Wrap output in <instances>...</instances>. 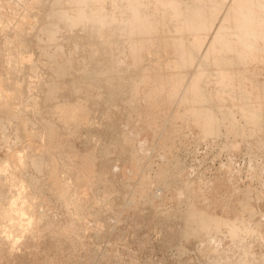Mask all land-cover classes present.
Wrapping results in <instances>:
<instances>
[{
	"label": "bare ground",
	"instance_id": "6f19581e",
	"mask_svg": "<svg viewBox=\"0 0 264 264\" xmlns=\"http://www.w3.org/2000/svg\"><path fill=\"white\" fill-rule=\"evenodd\" d=\"M227 1L0 0V117L24 116L27 114L24 111L31 112L34 117L39 114L36 116L37 126L32 129L37 128L43 140L41 143L38 138L40 148L37 143L32 148L29 141L26 142L28 147L23 145L26 150L14 155L15 166L9 168L8 157L3 164L0 163V264H8L9 258L15 257L13 253L22 236L27 234L30 244V238H34L39 230L37 225L41 219L34 214L35 201L31 200L24 185L35 192L40 185L38 176L46 172V183L43 177L42 181L48 183L52 192L60 194L65 186L71 187L59 179L53 157L55 153L49 155V146L61 131L60 125H55L58 121L63 131L64 127L76 130L79 124L85 123L88 114L91 116L88 111L102 112L123 102L122 108L145 107L146 110L163 111L161 118L153 120L150 117L147 123L165 124L160 132L165 139L186 128L190 136L207 141L219 131L212 114L213 109L218 110L215 102L229 101L248 108L240 120L257 132L251 135V147L256 150L262 148L254 135L264 137V3L260 0H229L227 8L223 6ZM31 52L34 56L29 55ZM166 112L176 122L167 118ZM22 117L16 123L13 121L18 129L12 125L16 136L10 133L18 139L27 132L25 126L33 118L30 116L29 121L26 116ZM7 121L4 122L7 124ZM217 123L228 127L234 124V119L220 113ZM4 125L0 122V126ZM139 130L134 128L127 134L123 131L121 138H116L127 143L136 139L141 141V137L137 138L141 134ZM28 132L26 134L31 131ZM224 133L229 138H239L244 134L236 123L232 129L225 128ZM9 137L11 140V135ZM112 145L116 142L113 141ZM227 147L231 154L236 153L231 141ZM110 148L107 145L99 147V154L106 158ZM140 149H143L142 153ZM118 150L120 155L122 149ZM123 150L124 155L126 152ZM148 150L145 140L140 147L128 152L130 162L136 164L135 169L143 157L147 158L144 152ZM7 154L13 156L14 153L9 149ZM125 157L128 158L127 155ZM164 157L156 166L157 170L163 171L150 178L160 179L161 189L165 190L183 181V177L179 171L164 170L167 162H173V165L177 162ZM91 166L89 158L83 157L82 172L79 174L76 169L78 173L74 182L84 185L92 181ZM223 170L227 179H233L234 173L229 166ZM150 178L141 175L134 183H124L133 186L130 187L137 193V201L148 203L145 181ZM182 185L185 192H191L190 199L187 193L178 199L183 203L179 210H183L180 215L184 217L185 228L180 234L184 238L187 234H204L207 238L209 233H220L233 240L239 233V229L234 227L235 217L253 205L264 208L263 200L257 203L254 196L252 199L240 191L216 201L215 192L228 185L226 178L214 183L213 192L208 195L198 190L192 193L185 182ZM195 186L198 187L197 184ZM257 193L264 195V187H259ZM148 204L150 208L154 206L152 202ZM67 227L61 231L63 239L72 232ZM253 230L259 237L257 245L260 252L264 250L263 223L248 228L246 232ZM233 247L237 254L232 253L234 256L231 258L227 259L224 251V256L214 251L204 264H247V260L239 257V252H245L248 247L238 243ZM204 250L209 248L200 247L198 253Z\"/></svg>",
	"mask_w": 264,
	"mask_h": 264
},
{
	"label": "rangeland",
	"instance_id": "374dc122",
	"mask_svg": "<svg viewBox=\"0 0 264 264\" xmlns=\"http://www.w3.org/2000/svg\"><path fill=\"white\" fill-rule=\"evenodd\" d=\"M260 1L264 3V0ZM228 2L229 0L223 3V6L228 8ZM29 55L34 56V53L31 52ZM123 104V102H120L117 107L105 109L102 112L101 110L88 111L92 113L91 116L88 114L86 117L88 119L85 120L84 124H79L76 130L64 127L63 131L60 127L61 124L58 123L59 121L55 123V125H60L58 128L61 131L56 134L59 139L55 137L54 141L51 142L49 155L55 153L53 157L56 160L55 166L59 171V179L62 183L64 181L71 187L65 186L60 194L52 192V188L47 186L48 183L45 184L48 176L46 172V174L41 173V177L38 176L40 185L35 192L31 190V187L24 185L31 200L35 201L34 214L41 219L37 225L39 230L34 238H30V244L27 242V239H29L27 234H24L27 238L22 236V239L18 240L13 253V257L14 255L15 257L13 259L9 258L8 264H204L210 254H214V251L221 254L224 251L226 252V258H231L234 254H237L235 247H233L237 243L248 247L245 252H239V257L247 260V264H264V257H262L264 254L261 255L264 250L258 251L259 237L256 236L254 230L246 232L248 228L251 229L262 223L264 229V208L259 205H253L250 210L243 209L235 217L234 227L236 226L239 229V233L233 240H230V237L226 234L220 233H217V235L209 233L207 238L204 237V234H187V238L180 234L185 225L184 217L180 215L183 210L182 208L179 210L183 203H179L178 199L185 196V193H187L188 199L191 198V192H185L186 190L183 188L182 184L184 182L190 187L192 193L194 190H198L208 195V193L213 192L215 186L212 185L214 183L226 178L228 185L223 190L215 192L216 201H220L223 197L229 198L240 191L249 194L252 199L254 196L257 203H259V200L264 202V195L257 193L259 187H264V137L254 135L255 140L262 147L260 150L251 147L253 145L251 135L257 132H253L255 131L254 127L248 128L245 122L240 120V117L244 115V111L248 108L244 107L243 104L240 106L233 105L229 101L215 102L216 106L218 104V110L213 109L212 114L219 131L212 139L205 141L200 140L195 135L190 136V132L187 133L186 128H182L184 131L178 132L177 135L176 133L171 134L168 139H165L160 135V132L166 127L165 124L147 123L150 117L153 120L161 118L163 111L160 109L146 110L145 107L122 108L121 105L123 106ZM18 109H21V106L20 108L18 106ZM24 113L27 114L18 116H23L22 118L26 116L27 119L30 116L33 117L30 118L32 121L30 124H34L31 126L27 123L24 126L27 132L31 131L30 134L35 132L33 133L35 136L26 134V132L24 135L22 134L23 136L21 135L22 137L20 136L21 138L16 137V139L14 137L17 134L14 133L16 128L14 122L16 123L20 117L15 116L16 119H13L15 118L13 116L12 118H10L11 116L0 117L1 120L3 119L0 122L5 124L0 126L2 127L0 128V163L3 164L7 159L6 157H8L9 168L15 166L13 164L14 155L26 150L24 148V146H27L26 142L29 141L28 145L30 144L31 147L32 145L36 147L39 140H41V143L43 142L41 135L37 132L38 129H32L33 126H37L38 118L36 116L39 114H35V118L31 112L24 111ZM220 113H225V115L234 119V124L236 123L244 132L242 137L229 138L227 133H224L225 128L226 130L227 128L232 129L234 124L228 127L227 125L220 126L217 123ZM165 115L171 121L176 122V119L170 113L166 112ZM40 116L42 117L44 114ZM7 120H9V123ZM4 121H7V124ZM11 121L13 124L10 123ZM12 125H15L14 129ZM3 127H6V129ZM7 127L11 128L7 131ZM82 127L84 128L82 129ZM134 128L141 129L139 130L141 134L137 135V138H142L141 141H138V139L132 141L133 143H127L122 139V141H119L124 133L123 131L127 134ZM2 131L8 134L6 135ZM10 133H14V136ZM4 135H6L5 138H3ZM10 135L11 140L10 137L8 138ZM28 135H30V138ZM38 138L40 139L38 140ZM145 140L149 149L144 152L147 158L143 157L135 169L136 164L130 162L128 152L135 149V147H140L142 141ZM113 141L116 142L117 146L112 145ZM229 141L236 147V153L234 154L228 151L227 143ZM118 142L121 144L120 147ZM40 144H38V148H40ZM103 145L112 148L106 154L108 155L106 156L107 159L99 154L98 148ZM117 147L124 149L123 151L126 152L124 155H127L128 158L123 155L122 150L119 155L120 150ZM9 149L12 154L14 153L13 156L7 154ZM142 150L140 149L139 152L142 153ZM86 156L92 163L93 180H89L88 184L81 185L79 182H74V176L78 171L79 174L82 172V158ZM161 157H167L166 159H170V161L177 160L178 163L176 162L174 165L173 162H167L164 170H172L173 172L176 170V173L179 171V174L183 177V181H179V183H175L169 188H165V190L161 189L160 179L150 178L154 174L163 171L156 168L158 163L160 164L163 160ZM70 163L72 164L70 165ZM126 164H130L129 167ZM226 166H229L234 173L232 174L233 179L228 178L230 181L223 170ZM182 172H184V175H182ZM62 175L64 176L62 177ZM141 175L150 178L145 181L148 189L145 199H148V203L152 202L154 204L151 208L147 201H137V193L132 188L133 186L129 183L126 186L127 183H124L125 181L134 183ZM174 185L176 186L174 187ZM81 193L82 197L80 196ZM135 203L138 205H134ZM189 203L191 202L189 201ZM135 208H138V210ZM176 214L178 216H175ZM156 216L160 217L157 219ZM69 225L71 228H68ZM65 226H68L67 229H71L72 232L68 234L67 238L63 239L61 231L65 229ZM243 227L245 228L243 229ZM227 244L229 245L228 248L226 247ZM206 246L209 250H204L202 252L204 254L198 253V248ZM232 253L234 254L232 255ZM255 253H257V256H255ZM223 254L225 255V253Z\"/></svg>",
	"mask_w": 264,
	"mask_h": 264
}]
</instances>
